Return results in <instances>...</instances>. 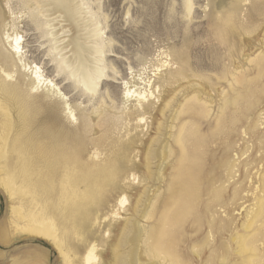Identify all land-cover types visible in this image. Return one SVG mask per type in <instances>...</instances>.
Masks as SVG:
<instances>
[{"label": "rangeland", "instance_id": "1", "mask_svg": "<svg viewBox=\"0 0 264 264\" xmlns=\"http://www.w3.org/2000/svg\"><path fill=\"white\" fill-rule=\"evenodd\" d=\"M0 1H8V7L14 14L25 62L31 67H39L43 76L51 80L64 96L53 95L52 98V94L43 88L38 92L30 91L33 79L30 73L27 70L24 73L16 60L13 67L6 59L4 67L13 73L14 78L5 81L10 89L0 90V100L11 110L14 129L19 131L23 128L19 122L22 106H31L32 121L27 131L28 136L33 134L31 137L36 143L63 145L68 149L69 158L70 152H75L86 165L91 163L93 153L99 152L94 162H116L122 171L112 188L106 190L97 211L86 214L81 230L71 228L74 211L70 207L60 218L74 264H81L84 254L81 248L87 240L95 241L97 245V264H120L119 254L127 257L130 264H165L161 256L153 257L150 253L146 232L155 226L159 216L157 211H161L169 197L167 187L178 156L177 146L172 144L173 137L178 126L190 125L189 120L202 123L200 130L206 132L219 116L224 98L233 94L231 87L241 89L240 84L233 83L235 78L242 75L241 80L246 81L255 77V63L252 61L264 51V0H247L239 8L235 7L240 10L235 21L236 32L225 37L223 44L218 37L221 22L217 18L229 14L235 0H190L192 11L189 18L185 13L184 0H73L85 11L84 30L93 29L87 40L96 42L102 50L98 65L103 68V76L95 94L85 92L77 76L71 75V67L64 63L68 56L64 40L73 33L72 29L66 32V26L54 25L60 37L56 41L50 35L51 28H47L49 22L40 16V8L34 5V0ZM0 7L5 9L1 2ZM8 49L0 41L1 59L7 57ZM166 55L172 61L169 67L164 68L161 65L166 61ZM179 57L182 63L177 60ZM3 60H0V65ZM178 69L184 71L186 80L173 79ZM0 76L3 77L1 73ZM148 80L151 88L144 85ZM133 81L145 90L153 91L155 86L159 87V91L154 92L156 99L144 104L143 110L134 109L132 99L129 102L124 99L125 82ZM192 83L199 84L204 90L205 94L198 102L200 106L203 101L202 106L208 112L204 119L190 118L188 114L177 116L186 102L188 104V100L197 94L196 90L189 88ZM12 91H15L17 99ZM171 99H174L173 109L166 110L165 105ZM63 100L75 112L76 122L67 119L62 109ZM173 114L175 119L171 121ZM139 118L143 121L139 122ZM158 122L165 123L161 132L168 135V146L172 145L173 156H169L166 146L169 160L162 165L161 181L153 183L146 176L144 154L150 144L148 142L159 135ZM246 126L239 130L240 136L234 138L236 149L230 157L236 165L250 160L249 155H260L254 153L252 145L256 141L253 142L247 134L242 136ZM261 128H264V123ZM221 142L219 138L210 148L221 145ZM245 151L246 154L242 155ZM130 173L135 175V180ZM121 194L125 195L126 203L119 207L116 201ZM53 203L55 205L56 200ZM12 207L10 198L0 186V264H67L50 242L22 231V222L12 213ZM96 213L98 220H95ZM114 213L116 217L112 216ZM149 213H152L150 218ZM235 216L238 223L242 216ZM128 220L131 223L126 229ZM123 234L127 237L126 244H121Z\"/></svg>", "mask_w": 264, "mask_h": 264}, {"label": "bare ground", "instance_id": "2", "mask_svg": "<svg viewBox=\"0 0 264 264\" xmlns=\"http://www.w3.org/2000/svg\"><path fill=\"white\" fill-rule=\"evenodd\" d=\"M246 1L235 0V6L229 14L217 18L221 22L217 30L221 44L225 37L236 32L235 21L240 11L237 8ZM0 2L5 6L4 10L0 7V41L2 45L9 47L7 57L4 56V60L0 57V60H3L0 65V73L3 75L0 76V90L5 92V89L9 88L5 81L14 78L13 73L4 67L5 60L9 59L13 67L16 60L24 73L26 70L30 73L33 78L30 91L38 92L43 88L52 94V98L53 95L63 96L58 87L43 76L39 67H31L25 62L14 14L8 7V1ZM34 5L40 8V16L49 22L47 28H51L50 35L55 37L56 41L60 37L57 29L53 28L54 25L66 26V32L73 30L64 40L68 49L64 63L71 67V75L77 76V81L84 91L95 94L103 76V68L98 65L101 62L102 50L96 42L87 40L92 36L93 29L85 31L82 26L85 11L73 0H34ZM184 8L189 18L192 11L190 0H184ZM234 35L239 38V35ZM260 54L255 60L252 59L256 69L255 77L246 81L241 80L242 75L235 78L233 83L240 84L241 89L231 87L233 94L224 98L222 106L220 104L219 116L212 126L207 127L206 132L200 130L202 123L190 120L188 127L183 124L178 126V131L175 132L172 144L177 146L178 156L176 163L174 162L171 183L167 187L169 197L161 211H157L159 216L155 220V226L146 232L150 253L153 257L161 256L165 264H264V128H261L264 123V51ZM167 58L168 55L161 65L164 68L169 67L172 61V58ZM177 60L182 63L181 57ZM173 79H185L184 71L176 70ZM144 85L152 87L149 80L144 82ZM125 87L124 99L126 102L132 99L135 103L133 108L136 110H143L144 104L148 105L150 100L156 99L154 92L159 91L157 86L153 91L145 90L134 81L125 82ZM189 88L196 90L197 94L190 97L191 101L188 100V104L186 102V106L183 105L184 108L177 116L188 114L190 118L204 119L208 112L204 110V105L202 106L203 101L200 106L198 103L200 96L205 94L204 90L194 83ZM12 95L16 98L15 91ZM174 99L166 103V110L173 109ZM62 102L67 119L76 122L75 112L67 101ZM22 108L19 122L23 124V128L18 131L14 129L11 110L0 100V186L12 202V213L22 222V231L50 242L64 262L74 264L66 240L65 226H61L60 218L64 217L70 207L74 211V219L70 221L71 228L81 230L86 214L97 211V207L104 201L106 190L112 188L122 171L116 162H94L99 152H94L91 163L86 165L82 164L81 157L76 156L75 152H70L69 158L68 149L63 145L47 146L36 143L31 137L33 134L28 136L27 131L30 130L29 123L32 121L31 106L25 105ZM174 119L173 114L171 121ZM138 121H143V118ZM158 123L159 135L148 142L150 144L144 154L146 176L153 183L161 181L162 165L168 159L166 146L169 156H173V147L168 146V135L161 132L165 123ZM244 126L246 128L242 136L247 134L253 142L256 141L252 146L254 153L258 152L260 155H249L250 160L236 165L235 161H231L230 154L236 149L234 138L240 136L239 130ZM219 138L222 140L221 145L210 148ZM217 152L220 153L219 156L216 155ZM31 154L33 156H30ZM244 154L246 151L242 155ZM237 173L240 174L234 180ZM130 177L135 180L134 174ZM125 203L126 197L121 194L116 204L122 207ZM234 213L242 216L238 223ZM97 214L95 220H98ZM116 215L114 213L112 216ZM151 216L152 213H149L148 218ZM130 223L128 220L126 229ZM126 243L127 237L123 234L121 244ZM96 250L95 241L87 240L81 248V251H84L81 264H97ZM118 256L120 264L131 263L127 257L123 258L121 254Z\"/></svg>", "mask_w": 264, "mask_h": 264}]
</instances>
